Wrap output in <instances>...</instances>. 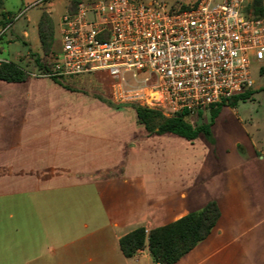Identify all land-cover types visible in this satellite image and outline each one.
Here are the masks:
<instances>
[{
	"label": "crops",
	"instance_id": "crops-1",
	"mask_svg": "<svg viewBox=\"0 0 264 264\" xmlns=\"http://www.w3.org/2000/svg\"><path fill=\"white\" fill-rule=\"evenodd\" d=\"M38 20L36 32L26 26L21 36L0 38V52L2 41L13 39L26 48L1 61L18 63L17 54L27 50L42 55ZM53 23L59 41V23ZM14 99L11 110L0 107V264H158L147 243L125 257L119 238L139 226L148 232L211 200L219 209L216 224L173 264H197L227 247L212 264H264V138L244 128L247 142L232 138L221 145V133L234 129L227 124L241 122L234 107L221 109L210 140L202 134L186 140L149 133L138 123L127 130L70 122L61 90ZM118 128L125 134L118 136Z\"/></svg>",
	"mask_w": 264,
	"mask_h": 264
},
{
	"label": "built area",
	"instance_id": "built-area-1",
	"mask_svg": "<svg viewBox=\"0 0 264 264\" xmlns=\"http://www.w3.org/2000/svg\"><path fill=\"white\" fill-rule=\"evenodd\" d=\"M250 1L197 0L184 9L156 0L79 3L61 17L50 71L39 75L102 70L121 102L143 99L127 79L155 78L150 104L198 114L248 88L251 64L264 61V15L247 9Z\"/></svg>",
	"mask_w": 264,
	"mask_h": 264
},
{
	"label": "rangeland",
	"instance_id": "rangeland-1",
	"mask_svg": "<svg viewBox=\"0 0 264 264\" xmlns=\"http://www.w3.org/2000/svg\"><path fill=\"white\" fill-rule=\"evenodd\" d=\"M70 1L71 0H0V22L3 19L7 21L4 26L0 24V38H5V36L12 32L21 36L23 33L22 30L26 26L30 29H34L36 32V21L43 8L48 9L55 24L60 23L61 17L67 12ZM95 1L97 0H79V3L89 4ZM156 1L174 6L189 5L193 2V0ZM261 2L264 5V0H261ZM12 41L15 42L10 45L2 41L1 58L15 59V53L17 51L26 50L23 46L25 44H22L21 40L13 39ZM31 46L36 49L38 47V40L32 42ZM58 47V39H56L52 45V50H56ZM26 52L28 53L17 54L16 61L29 72V79L24 82H6L0 80V107H8L10 109L15 102L14 98H16L18 94H23L24 92H54L55 90L60 92L61 90V93L68 97L67 108L70 122L71 119H76V122L81 124H115L127 127V130H129V127L133 129L137 123L134 119V107L137 104L160 109L165 115L173 114H167L160 106H154L155 104H150L148 102L149 95L152 94V90H154L157 85V80L155 78H150L146 82L139 83L127 79L126 86H136L141 89L143 99L121 102L112 97L110 91L111 80L105 71L96 70L75 75L59 76L57 79L63 88H55L53 84L54 81L50 76L39 75L40 73H44V69L37 67L35 64L36 55L40 54L31 50H27ZM48 61V57H43L42 63H47ZM249 75L253 81L248 87L252 90L251 96L244 100H238L235 106H233L235 108L234 115L236 118H240L241 122H236L233 125L227 124L228 127H234V129L230 133H221V139H219L221 145L231 144L232 138L247 142V135L243 133L244 128L245 130L247 129L250 134H253V138H264V61L261 63L253 62L249 69ZM146 98H148V100ZM202 113L201 115L195 113L187 115L186 119L192 125L208 121V108L202 110ZM116 134L119 136L125 133L123 129L118 128ZM205 139L207 138L205 137ZM183 141L186 140L181 139L180 145L188 144L187 141L186 143ZM199 143L200 140H196L195 145L197 146V151L200 148ZM259 229L263 230L261 235H264V223ZM228 249L229 247L223 248L220 253H226ZM220 253L210 255L207 260L197 264H212L214 258ZM231 262H229V264H231Z\"/></svg>",
	"mask_w": 264,
	"mask_h": 264
},
{
	"label": "trees",
	"instance_id": "trees-1",
	"mask_svg": "<svg viewBox=\"0 0 264 264\" xmlns=\"http://www.w3.org/2000/svg\"><path fill=\"white\" fill-rule=\"evenodd\" d=\"M178 6L182 9L190 8L196 4ZM79 0H71L67 12L74 13ZM247 9H252L255 16L264 15V5L261 0H251ZM7 23L3 19L0 24ZM37 32L42 55H36L35 64L50 71V63H42L43 57L51 53L54 41V23L48 12L42 11L38 23ZM29 72L16 62L11 60L0 61V80L6 82H22L28 78ZM50 78L60 84L57 76ZM252 90L244 89L241 93L233 95L226 102L219 103L208 108L209 120L192 125L187 119L188 112L181 110L172 115H165L160 109L150 108L143 105H135L136 122L142 124L149 133L163 134L172 133L193 140L200 134L211 139V126L216 116L225 106L233 107L240 99L249 98ZM199 115L203 114L201 111ZM219 217V209L215 201L207 202L202 208L188 212L187 214L166 224L153 227L145 231L144 227H136L119 238V248L125 257H132L137 250L143 248L147 243L148 251L155 263L173 264L188 253L196 244L205 239Z\"/></svg>",
	"mask_w": 264,
	"mask_h": 264
}]
</instances>
